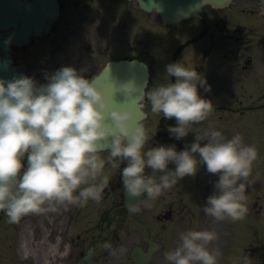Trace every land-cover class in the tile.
Instances as JSON below:
<instances>
[{"label":"clouds","instance_id":"9594fccd","mask_svg":"<svg viewBox=\"0 0 264 264\" xmlns=\"http://www.w3.org/2000/svg\"><path fill=\"white\" fill-rule=\"evenodd\" d=\"M85 72L64 66L46 75L44 84L27 75L0 79V212L9 224L28 215L99 203L111 179L106 163L116 168L117 161L124 165L120 172L127 197H144L127 204L132 213L140 202L150 206L204 165L218 180L203 212L218 221L245 218L246 188L258 151L239 133L228 138L211 126L201 131L198 125L212 114L213 103L199 94V88L210 92L211 86L195 68L182 61L169 63L165 72L174 82L147 90L132 80L118 85L125 97L147 99L153 113L175 119V126L167 129L175 139L195 134L181 151L175 144L145 150L148 131L133 122L135 108L109 111L105 92ZM217 239L214 230H186L164 258L168 264H217L219 253L210 248ZM102 247L116 254L110 242ZM240 264H251L249 256H241Z\"/></svg>","mask_w":264,"mask_h":264},{"label":"rangeland","instance_id":"374dc122","mask_svg":"<svg viewBox=\"0 0 264 264\" xmlns=\"http://www.w3.org/2000/svg\"><path fill=\"white\" fill-rule=\"evenodd\" d=\"M139 20V19H138ZM141 22V39H142V47H145L147 40L150 36V29L156 30L159 27V18L155 13L146 14L143 13L142 17L139 20V23ZM189 26L183 24L178 27V29L168 35L164 38L161 43H159L158 48L161 47V50L163 51V54H170V51H172L175 47H178L182 41L187 38L189 35ZM151 34L153 37L157 36L154 31H151ZM55 37L52 35L49 36H42L38 39H34L33 43L26 46V50L30 51V48L32 51L36 50L37 45L40 43L45 51L46 48L50 47V44L52 43ZM51 39V40H50ZM110 43V47H107L106 50L100 51H94L95 55L94 59L96 61V64L100 68V66L105 63L106 60L109 59V57H112L113 54H121V50H115L116 52L112 51L113 47L118 45V41L108 40L104 41L103 44L106 45ZM70 46H73L72 44H69ZM155 46V47H156ZM74 48V46H73ZM60 47L55 44V46L51 50V55L53 56L54 53L60 52ZM108 51V52H107ZM38 52V51H37ZM36 52V54H37ZM144 52V50H143ZM72 53H78L79 51H74ZM49 53H46V56ZM35 55V54H34ZM33 54L30 56V67L28 66V73L30 77L36 76V81L38 84H44L47 83V80L45 79L46 75L54 73L56 70L60 69L57 68L54 65H43L39 66L38 68L35 65V62L32 60ZM116 55V56H117ZM161 57H165L162 55ZM22 59V56L19 57ZM149 58V61L152 64V67L154 69V76L157 78L161 74V70H164V76L166 78V72H165V66L167 65V61L163 62L161 60L156 59L154 56ZM155 59V60H154ZM157 60V61H156ZM21 67H25L24 63H20ZM27 65V64H26ZM66 66H74L73 61L68 62ZM38 69H40V74ZM168 80V79H167ZM157 85V81L154 80L151 81L149 89H151L153 86ZM241 95V94H240ZM231 101L230 99L228 102ZM147 110L149 112V117L144 121L146 129L148 131V138L149 143L145 144V150L150 148L151 146H158L161 145V140L164 138L163 135L157 136L159 133L158 128V122H159V116L151 111L150 103L147 101ZM228 107L232 106L231 103H225ZM236 106V105H235ZM242 108H248L251 105H240ZM243 106V107H242ZM238 108V106H236ZM233 108V107H232ZM239 110V108H238ZM214 124H217L219 126L224 127H233L236 126V128L243 132V136L247 137V141H245V144L249 145H255L257 151H258V158L253 163L252 166V175L250 177L251 184L249 187L252 186H260L264 183V149L258 147V141L259 138L257 136L258 132L263 134L264 133V109H259V111L254 112H247L245 115H230L226 114L224 112L216 113L215 115H210L206 121H204L202 124L198 125L203 128L208 129L209 126H213ZM193 135H195L193 133ZM230 136V135H229ZM230 138V137H229ZM169 144H171V138H167L166 140ZM118 164V163H117ZM111 167V166H110ZM150 172V170H148ZM210 173L203 172L201 175L196 176V183L195 186L200 185L201 187V193H196L195 191V197L193 195V191L190 190V188H183V185L181 181H178L175 186H173L171 189L173 194L169 196L171 200H174L173 205V211H174V230L172 231H163L164 225L159 224L152 228V224H154V220L156 219L154 217L155 214H153L150 210H143L141 212V215L138 216L137 220H134L128 217V220L126 221V225L123 227L118 225V223H114L113 228L109 231L103 232V234H99L97 231L93 232H83L80 233L85 237L87 240L84 242V240H81L79 243L78 251L85 250L88 247V240L91 238L97 239L98 243L96 245V253L95 257L91 264H131L130 260V249L133 245L139 244V245H146L147 238L153 237L155 239H166L168 245L170 247L165 251L159 253V255L155 258V260L151 261L150 264H161L162 258L164 259V264H168L167 261L164 258V254L168 251L173 250L177 244L179 243V235L181 232H184L189 229L193 230H202V229H208V230H214L217 233L218 239L213 241L210 244V248L216 252H218L221 243L224 241L223 247H224V253L226 252V246L230 243L232 244V248L228 249L229 256L227 257V263L224 264H240V257L243 255H247L250 258V254L247 252L248 242H252V238L257 240L264 241V221H256L255 217L260 218V215H256L253 217L252 213H247L245 218L243 220L235 221L233 222L230 219H226L224 221H216L214 220L210 222H201L200 226L197 225V222L202 220H207L209 218L208 215H202L198 219H196L200 214L198 213V210L195 208V203H201L203 206L206 203L207 197L211 195L214 191V185L215 180H211ZM251 178H254L255 180H252ZM258 178V179H257ZM168 190H166L164 193H167ZM247 196V208L250 205V202L252 203V198L250 199V195L246 191ZM196 201V202H195ZM261 205L264 207V199L261 201ZM258 214V213H257ZM30 220V227H25V224H9L7 222L6 215L2 212L0 216V264H59L62 262L67 261L66 255L69 253L70 250L73 249L71 236H73V233L65 235V231L63 228L59 227V223H56L52 220L50 216V212L42 214V215H28L22 218V220ZM54 224H57L58 227H54ZM256 224V235L253 237L252 233V226ZM159 227L160 231H158L156 228ZM23 229H28L30 233V248H29V255L27 257H23L22 261V254L19 252V237L21 235V232ZM116 229V232L115 230ZM46 233L47 237L46 240H42L41 237L43 234ZM62 237V238H61ZM120 238V242L118 243L117 239ZM63 239V241H62ZM115 239V240H114ZM105 242H110L113 246V248L116 249L115 255H110L108 251H106L102 245ZM256 243V242H254ZM58 244L57 252L54 253L53 246ZM252 244V243H251ZM246 245V246H245ZM245 246V247H244ZM243 247V248H241ZM241 248V249H240ZM238 249V253L236 254ZM66 250L68 251L67 254H65ZM59 253V254H58ZM62 255V256H61ZM56 257V259H55ZM221 258L223 259L224 256L222 255ZM229 258V259H228ZM251 264H258L257 259H250Z\"/></svg>","mask_w":264,"mask_h":264},{"label":"flooded vegetation","instance_id":"af4514ba","mask_svg":"<svg viewBox=\"0 0 264 264\" xmlns=\"http://www.w3.org/2000/svg\"><path fill=\"white\" fill-rule=\"evenodd\" d=\"M73 2L72 6L67 7L66 15L61 21L56 35L60 37L62 45L66 44L65 41L69 36L80 41L77 42L78 45H74L75 52L79 51V54L63 51L61 59L63 62L73 59V63L78 65L77 68L81 67L87 72H93L94 60L85 54L92 44L87 46L84 40L110 34L109 2L102 0H73ZM235 4L237 8L244 11V7L251 8L250 4H253V1L235 0ZM232 15L234 14L215 11L211 19L207 17L205 25L202 23L203 29L198 38L187 43L188 45L198 44V46L186 51L183 63L195 68L211 86L210 92L199 88V93L203 98L214 103H222L221 93L225 92L229 94L225 97H230L234 103L264 104V21H257V24L252 26V29L260 27L262 31L246 32L241 31V27L245 26L231 27L235 22ZM138 36L139 32L135 31L130 46L132 50L140 53L139 56H142L141 40L138 39ZM15 54H18V50L15 51ZM176 57L175 55L173 58L176 59ZM25 62L26 58H23V63ZM110 178V184L105 189L101 201L96 203L104 206V209L99 216V221L93 224L94 228L91 227L93 228L91 230H107L115 222L126 223L128 219L123 200L120 197L121 172ZM91 202L94 203V201ZM151 205L157 207L158 199L151 202ZM85 209L86 206H68L60 208L58 213L61 220L70 226L83 218ZM58 213H55L56 216ZM157 219L162 222L173 221L171 205L168 204V208L165 210L157 208ZM105 223H107L106 226ZM167 229V225H164L163 230ZM260 247L264 250V244H261ZM259 251L260 249L253 248L251 257L257 255ZM261 256L264 257V252Z\"/></svg>","mask_w":264,"mask_h":264},{"label":"water","instance_id":"95a60500","mask_svg":"<svg viewBox=\"0 0 264 264\" xmlns=\"http://www.w3.org/2000/svg\"><path fill=\"white\" fill-rule=\"evenodd\" d=\"M228 0H139L140 5L151 11L154 8L161 14L166 22H174L184 19L191 14H197L201 5L211 2L215 6L223 5ZM264 3V0H263ZM58 12V4L54 0H0V48L5 53L11 43L24 44L30 36L47 32ZM14 27L11 37L4 36L1 28ZM24 76L18 72L12 64L9 56L2 55L0 50V79L11 80L14 77ZM95 83L105 92L109 103V111L112 108H135L134 123H141L145 117L142 104L138 97L127 98L119 92L118 85L128 80L134 81L138 86L146 87L148 81L147 66L136 60L109 62L101 74L95 78ZM111 123V121H109ZM142 124V123H141ZM153 252L152 245L147 252L140 248L133 251L137 264H143ZM87 255L77 264H87Z\"/></svg>","mask_w":264,"mask_h":264},{"label":"bare ground","instance_id":"6f19581e","mask_svg":"<svg viewBox=\"0 0 264 264\" xmlns=\"http://www.w3.org/2000/svg\"><path fill=\"white\" fill-rule=\"evenodd\" d=\"M20 224H25V227H30V220L26 219V220H22L20 222ZM19 224V225H20ZM30 233L28 231V229H23L20 235V239H19V252L23 255L22 256V261H23V257H26L29 255V248H30ZM46 237V233L43 234V236L41 237L42 240H44Z\"/></svg>","mask_w":264,"mask_h":264}]
</instances>
